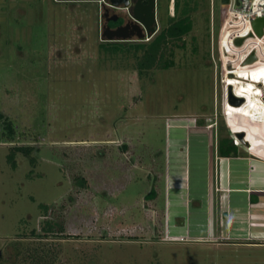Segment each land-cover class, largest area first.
<instances>
[{"label": "rangeland", "instance_id": "374dc122", "mask_svg": "<svg viewBox=\"0 0 264 264\" xmlns=\"http://www.w3.org/2000/svg\"><path fill=\"white\" fill-rule=\"evenodd\" d=\"M221 7L199 0L174 64L140 73L130 45L100 42L98 3L0 0V114L14 128L8 140L0 122V264H264V239L193 236L208 220L218 233L201 196L213 136L179 124L212 122L264 157V68L238 73L247 84L225 72ZM169 15L157 0L160 26ZM12 144L33 161L12 165ZM44 218L62 231L31 237Z\"/></svg>", "mask_w": 264, "mask_h": 264}, {"label": "crops", "instance_id": "0c3cea01", "mask_svg": "<svg viewBox=\"0 0 264 264\" xmlns=\"http://www.w3.org/2000/svg\"><path fill=\"white\" fill-rule=\"evenodd\" d=\"M200 120L195 124L187 122V125L188 130L202 129L206 136H213V142H205L210 152L207 159L209 172L204 178L205 189L201 196H205V202L202 204L206 210L215 212V221L218 211V233L216 228H211L208 220L204 231L201 230L202 233H195L193 236L209 240L226 237L264 239V157L257 154L254 149L235 145L232 140L224 142L222 147L225 153H219L217 141L222 136L216 138L217 124L207 129L204 123L199 122ZM179 126L185 127L180 124ZM198 143L203 145V142ZM202 179H198V184L200 180L203 181ZM216 186L228 190L216 191ZM224 222H227L225 231L222 230ZM181 226L185 227L186 232L179 235L188 237L186 226L184 224Z\"/></svg>", "mask_w": 264, "mask_h": 264}, {"label": "trees", "instance_id": "16d2710c", "mask_svg": "<svg viewBox=\"0 0 264 264\" xmlns=\"http://www.w3.org/2000/svg\"><path fill=\"white\" fill-rule=\"evenodd\" d=\"M198 4L199 0H174V13L168 16L166 25L160 28L156 34L147 40L128 43L130 48L133 49V57L138 62L140 73L143 69L150 68L155 64H160L159 66L162 68H168L174 64V49L185 47V37L190 34L193 29L194 22L192 14L197 9ZM192 39V41H194V37H192ZM115 47L117 46H112L111 49L115 50ZM193 49H195V46H193ZM0 122L2 136L11 140L14 135V128L11 120L6 119L0 114ZM217 142L219 153L224 154L225 151L223 150L222 144L224 142H231V138L222 137L218 139ZM8 147L9 154L7 157L12 165L15 163L14 157L18 152L29 157L31 162L33 161L34 158L31 157L30 154L34 146L30 144H12ZM74 184L75 186L86 187V180L83 177L76 176L74 178ZM49 209L51 208H48V206L41 207L43 214L49 211ZM56 225L54 220L44 218V220L41 221L39 230L35 228L31 229V237L40 239L45 238L44 235L48 233L56 235L63 229L61 225ZM40 259V256H35L32 262L41 263Z\"/></svg>", "mask_w": 264, "mask_h": 264}, {"label": "built area", "instance_id": "2783aa9c", "mask_svg": "<svg viewBox=\"0 0 264 264\" xmlns=\"http://www.w3.org/2000/svg\"><path fill=\"white\" fill-rule=\"evenodd\" d=\"M173 3H174V0H169L170 15H173V12H174ZM211 3H212V0H211ZM221 5L224 6L225 10L222 15L221 22L218 26V31H219L218 48L219 50L222 52L221 38L223 37V35H227L230 43L234 45H236L234 43V40L236 38L241 37L243 39L241 42V45H242L243 42L246 41L250 37L255 42L254 52L251 49L248 50V48H242V50L243 49L245 50L242 53L244 54L243 61H245L246 58L253 52L254 55L256 56L257 54L258 59L261 60L262 63H264V23L262 26V34L260 36H257L255 34L254 29L252 27V22L255 19L264 18V0H227L226 3H221ZM235 76H240V75H238L237 73ZM240 78H242V81H244L245 84L249 83L247 76H240ZM250 81H252L254 84L262 83L263 85V82L259 79L250 80ZM231 89L235 91L234 86L231 87ZM234 94L238 97H243V96L237 95L235 92ZM260 97L263 98V96H260ZM185 119L186 118L182 120H185ZM186 120L188 122L195 124L197 119L193 116L192 118H189ZM213 125L214 124L211 122L208 125H206V127L212 128ZM184 126L186 128L189 127L187 124H184ZM231 137L235 145H242L241 142H237V140L234 138L233 135H231ZM215 189L216 191L228 190V188L222 189L219 186H216ZM171 237L172 236L167 235V239H170ZM175 237H177V239L179 240H188V237L186 235H177Z\"/></svg>", "mask_w": 264, "mask_h": 264}, {"label": "flooded vegetation", "instance_id": "af4514ba", "mask_svg": "<svg viewBox=\"0 0 264 264\" xmlns=\"http://www.w3.org/2000/svg\"><path fill=\"white\" fill-rule=\"evenodd\" d=\"M59 2H96L98 3V12L100 16V26H99V36L100 42H108V43H121L128 44L134 41H143L151 38L154 34H156L162 26L159 25L158 17H157V0H141V3L144 4L145 13L147 14L154 12V17L156 23L154 24L155 32L150 37H147L146 28L136 21L131 16V7L124 6H112L109 4V0H57ZM135 1L132 2L134 4ZM131 4V5H132ZM144 13V14H145ZM174 13V12H173ZM150 24L148 28H151ZM119 29L122 34L127 35L126 39L115 38L112 40H104L101 39L102 32H106L107 34H112L113 30ZM138 35H142V39L138 37Z\"/></svg>", "mask_w": 264, "mask_h": 264}, {"label": "water", "instance_id": "95a60500", "mask_svg": "<svg viewBox=\"0 0 264 264\" xmlns=\"http://www.w3.org/2000/svg\"><path fill=\"white\" fill-rule=\"evenodd\" d=\"M133 1H135L134 4H132ZM226 2H227V0H220V3H226ZM109 4L112 6L131 7V16L146 28L147 37H150L155 32L154 24L156 23V21H155V17H154V12L152 11L151 13L147 14V16H146V13H145L146 12L145 11L146 6L141 3V0H109ZM224 10H225V8H224V6H222L221 7V15H223ZM263 23H264V18H257L252 22V27H253L254 32L257 36H260L262 34ZM150 24L152 25V27L148 28V26ZM127 37L128 36L125 34H122L119 29L113 30L112 34H107L106 32H102V34H101V39H104V40H112L115 38L126 39ZM138 37L142 39V35H138ZM242 40L243 39L241 37H238L234 40V43L236 45H239V44H241ZM254 60H255L254 53H251L247 57V59L245 60V63H251ZM228 92H229V98L230 99L232 98V99L237 100V103L243 102L242 98H237V97H234L230 94L231 93L230 86H229ZM262 99L264 100V96ZM238 136L241 137L242 134L239 133Z\"/></svg>", "mask_w": 264, "mask_h": 264}, {"label": "bare ground", "instance_id": "6f19581e", "mask_svg": "<svg viewBox=\"0 0 264 264\" xmlns=\"http://www.w3.org/2000/svg\"><path fill=\"white\" fill-rule=\"evenodd\" d=\"M221 42L222 47L224 48L223 60L225 64H223V66L225 65V72L245 73L264 68V63H262V61L258 59L257 54L256 56L254 55L255 60L253 62L245 63V61H243L244 54L240 53L242 48H248V50L251 49L254 52L255 42L252 38L249 37L246 41L243 42L242 45H234L230 43L227 35H223V37L221 38ZM228 68H232V70L229 71Z\"/></svg>", "mask_w": 264, "mask_h": 264}]
</instances>
